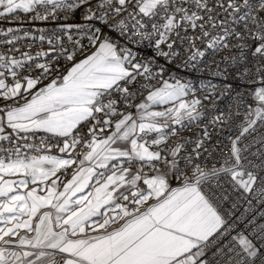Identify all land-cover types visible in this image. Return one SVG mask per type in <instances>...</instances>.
I'll use <instances>...</instances> for the list:
<instances>
[{"label":"snow or ice","instance_id":"1","mask_svg":"<svg viewBox=\"0 0 264 264\" xmlns=\"http://www.w3.org/2000/svg\"><path fill=\"white\" fill-rule=\"evenodd\" d=\"M0 22V264H264V0Z\"/></svg>","mask_w":264,"mask_h":264},{"label":"built area","instance_id":"2","mask_svg":"<svg viewBox=\"0 0 264 264\" xmlns=\"http://www.w3.org/2000/svg\"><path fill=\"white\" fill-rule=\"evenodd\" d=\"M7 26H12V27H23L25 31H32L33 34H38L36 32V29L40 28V27H44L47 30H51L52 29V25L50 24H40L39 22H36L34 24H23V25H17V24H8L6 22H0V28H5ZM36 46H39V42H36ZM45 47H47V45H45ZM223 103V102H222ZM205 123H207V121H205ZM199 132V129L197 128H192L189 132L186 133V135H188L191 138H195L196 133ZM217 139V137L215 136V134L213 135V140L215 141ZM248 211V205L240 202L237 204L234 212L235 215L240 216L242 214H245ZM255 214V213H253Z\"/></svg>","mask_w":264,"mask_h":264}]
</instances>
